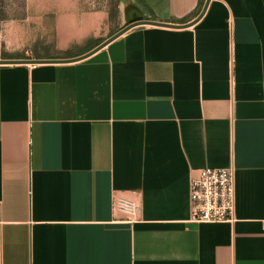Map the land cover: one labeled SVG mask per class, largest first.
I'll return each mask as SVG.
<instances>
[{
  "label": "crops",
  "instance_id": "obj_1",
  "mask_svg": "<svg viewBox=\"0 0 264 264\" xmlns=\"http://www.w3.org/2000/svg\"><path fill=\"white\" fill-rule=\"evenodd\" d=\"M202 8L120 0L118 30L192 24L138 25L82 60L0 63V264H264V0H211L196 20ZM105 17L59 14L56 47L82 48L61 58L105 41ZM27 43H0V59L57 58ZM207 166L235 168L234 223L189 221Z\"/></svg>",
  "mask_w": 264,
  "mask_h": 264
},
{
  "label": "rangeland",
  "instance_id": "obj_2",
  "mask_svg": "<svg viewBox=\"0 0 264 264\" xmlns=\"http://www.w3.org/2000/svg\"><path fill=\"white\" fill-rule=\"evenodd\" d=\"M48 2L50 9L46 11L42 9V11L41 5L44 4L42 0H3L4 7L7 9L3 12V17L9 20L1 21L2 43L13 48L17 46L19 41L21 42V39H28V43L23 49L24 55L29 57L36 56L37 52H41V54H50L61 58L70 54H67L66 50L56 47V22L59 14L76 16L79 20L84 14L106 13L103 25L99 31L101 39L109 38L121 26L122 19L119 16L120 0H48ZM42 13H44L45 18L41 23L38 17ZM27 16H33L34 20L26 21ZM11 18L13 20L19 19L20 25L18 27L16 25L12 26L10 23ZM68 25L69 23H67ZM37 42H39L38 45L40 47L34 46ZM44 44L46 48L42 46ZM81 51L82 48H73L71 54H78Z\"/></svg>",
  "mask_w": 264,
  "mask_h": 264
},
{
  "label": "built area",
  "instance_id": "obj_3",
  "mask_svg": "<svg viewBox=\"0 0 264 264\" xmlns=\"http://www.w3.org/2000/svg\"><path fill=\"white\" fill-rule=\"evenodd\" d=\"M3 41L0 22V43ZM193 223H234L236 221V176L233 166L199 167L193 169L189 184ZM128 209L130 220H135L136 208L132 202L120 201Z\"/></svg>",
  "mask_w": 264,
  "mask_h": 264
},
{
  "label": "water",
  "instance_id": "obj_4",
  "mask_svg": "<svg viewBox=\"0 0 264 264\" xmlns=\"http://www.w3.org/2000/svg\"><path fill=\"white\" fill-rule=\"evenodd\" d=\"M210 1L211 0H205L203 8H202V10H201V12L198 15L196 20H198L199 18H201L203 16V14L205 13ZM143 24H155V25H163V26H171V27H175V26H181L182 27V26H189L192 23L183 24V25H174L171 23H166V22H161V21H156V20L139 19V20H135V21L130 22L129 24H127L126 26H124L123 28L118 30L116 33H114L112 36L107 38L105 41L100 43L98 46H96L92 50H90L87 53H84L82 55L76 56V57H70V58H36V59H29V58L0 59V63H2V64H17V63L40 64V63H50V62H71V61L82 60L84 58L91 56L92 54H94L95 52H97L98 50H100L101 48L106 46L112 40L116 39L117 37L122 35L124 32L128 31L129 29H131L135 26H138V25H143Z\"/></svg>",
  "mask_w": 264,
  "mask_h": 264
},
{
  "label": "trees",
  "instance_id": "obj_5",
  "mask_svg": "<svg viewBox=\"0 0 264 264\" xmlns=\"http://www.w3.org/2000/svg\"><path fill=\"white\" fill-rule=\"evenodd\" d=\"M204 2H205V0H199V6H200V7H203ZM93 41H94L93 38H89V39H87V41H86V43H85V47H88ZM44 48H46V47H44ZM73 48H81V47L78 46V45H75V46H73V47L67 49L66 52H67V54H70L69 56L72 55L71 53L73 52ZM3 56H4V57H9V56H7V54H6L5 52H3Z\"/></svg>",
  "mask_w": 264,
  "mask_h": 264
}]
</instances>
